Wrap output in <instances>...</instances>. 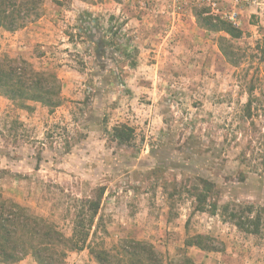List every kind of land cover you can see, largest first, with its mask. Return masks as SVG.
Listing matches in <instances>:
<instances>
[{"label":"rangeland","instance_id":"rangeland-1","mask_svg":"<svg viewBox=\"0 0 264 264\" xmlns=\"http://www.w3.org/2000/svg\"><path fill=\"white\" fill-rule=\"evenodd\" d=\"M42 16L19 34L0 30V58L21 59L61 81V104L21 108L0 95V192L71 235L80 200L100 190L106 248L142 240L168 258L186 235L214 252L187 249L196 264H264L260 235L196 211V178L231 210L252 205L264 222V0H42ZM229 17L242 38L229 64L217 34L193 6ZM21 31V32H20ZM47 31V32H46ZM39 34V35H38ZM41 35H46L42 40ZM255 88L252 118L242 116ZM134 131L130 146L114 126ZM67 264H97L87 250ZM17 264H35L30 257Z\"/></svg>","mask_w":264,"mask_h":264},{"label":"trees","instance_id":"trees-1","mask_svg":"<svg viewBox=\"0 0 264 264\" xmlns=\"http://www.w3.org/2000/svg\"><path fill=\"white\" fill-rule=\"evenodd\" d=\"M42 0H0V30L17 32L34 23L42 15ZM196 25L212 34H217V46L222 57L234 67L239 62L234 42L242 38V31L229 17L210 15L205 2L193 6ZM261 57L264 61V36ZM264 73V70H263ZM255 88L249 87L247 102L242 106V116L252 118V104ZM0 95L21 108L31 110L27 103H38L49 111L61 104V81L54 72L36 70L21 59L0 58ZM134 131L120 124L111 130V139L118 145L130 146ZM196 185L190 191L196 211L216 215L232 224L238 231L260 235L264 222L263 211H255L252 205L231 210L228 203L220 205L214 199V184L196 178ZM100 190L93 199L80 200L72 219L71 235L65 236L59 227L31 212L0 192V264H17L30 257L35 264H67L69 253L87 250L97 264H196L187 254V249L196 248L203 252L217 251L213 239L206 235H186L183 248L173 258L142 240L120 239L110 248L105 247L103 238L107 235L98 216Z\"/></svg>","mask_w":264,"mask_h":264},{"label":"crops","instance_id":"crops-1","mask_svg":"<svg viewBox=\"0 0 264 264\" xmlns=\"http://www.w3.org/2000/svg\"><path fill=\"white\" fill-rule=\"evenodd\" d=\"M54 22V20H52V17H48V16H42L39 20H38V24H41L40 22H42V24L44 23V22ZM23 30H26V29H23ZM21 32V31H20ZM47 32V31H46ZM14 34H19V32H15ZM39 35V34H38ZM41 38H42V40H45L47 37H46V35H41Z\"/></svg>","mask_w":264,"mask_h":264}]
</instances>
